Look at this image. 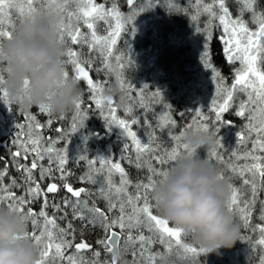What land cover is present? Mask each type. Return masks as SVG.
I'll return each mask as SVG.
<instances>
[{"label":"snow or ice","instance_id":"snow-or-ice-1","mask_svg":"<svg viewBox=\"0 0 264 264\" xmlns=\"http://www.w3.org/2000/svg\"><path fill=\"white\" fill-rule=\"evenodd\" d=\"M108 3L109 0H0V46L13 37L16 27L12 20L14 13L22 20L37 13L55 12L60 18L59 42L65 48L64 79L72 80L78 87L85 85L84 88L79 87V95L73 103L69 129L55 128L58 136L46 138L42 130L51 128L54 123L47 105H38L39 113L48 117L42 123L23 107V97L13 100L8 96L2 87L3 75L0 74V103L9 111H14V103L20 104L25 119V123L15 124L18 131L11 140L15 149L8 152L11 159L0 155V211L14 212L24 221L25 233L19 239L29 240L36 247L38 258L35 264H115L112 258L101 262V250L110 257L116 252L124 256L130 254L132 259L128 264H200L197 257L206 254L207 250L187 243L188 236L183 230L170 226L157 214L152 202V192L167 176L169 166L183 153H193L194 150L184 142V133L195 125V130L206 133L215 144V148L209 149L207 160L214 159L224 165L219 179L225 180L224 172L230 173L224 210L234 222L238 220L244 230L251 229L258 234L259 238L255 241L243 234L240 240L258 247L260 264H264V200L260 199L264 193V68L261 66L264 64V14L255 12L256 0H242L244 7L241 9V13L244 10L253 12V23L258 25L255 31L250 30L243 19L232 18L226 0H195L197 11L192 20H198L201 14L208 17L203 29L197 26L195 30L203 32L205 50L202 62L205 68L211 69L212 80L216 82L215 96L209 109L214 119L196 109L192 122L182 126L184 130L177 135L173 131L177 120L172 118L171 105L162 104L167 111L157 117L155 127L162 132L167 131L170 139L166 142L156 135L153 125L146 118L153 104L162 103L161 92L156 90L146 95L148 85L137 88L128 82L123 70L129 66L130 57L118 55L116 47L136 16L161 3V0H146L147 6L139 9L135 7L136 0H126L130 8L127 16L115 0H112L111 7L106 6ZM176 8L180 10L178 4ZM215 20L219 21L216 27L222 26L223 29L221 39L228 62L233 64L238 61L240 64L230 85L213 67L207 51V41L213 38L210 29ZM101 22L107 25L104 34L100 33ZM82 27L86 31H81ZM132 31L134 33L135 29ZM85 46L87 53L84 52ZM97 62L99 66L93 68ZM93 70L97 76L103 73L108 79L93 78L90 75ZM113 76L122 93L119 104L114 96L105 95V86ZM240 94L246 98L239 99ZM237 99L239 103L234 114L246 123L236 132L237 147L229 150L226 160L224 154L217 151L224 148L217 132L221 126L231 124L223 116L233 108ZM86 104H92L95 110H99L106 127L113 125L122 129L124 137L130 141V144H123L119 160L111 156L89 158L83 151L70 161L67 151L70 134L83 128L84 121L93 110L85 107ZM137 107L143 110L145 119L141 120L135 114ZM121 108L126 118L118 115ZM179 115L184 120L186 113ZM58 119H66L65 113ZM141 124L145 127L146 140L133 130V126ZM61 141L65 142L64 146L58 147ZM241 148L243 151H240ZM45 160L46 165L41 163ZM81 161L85 162L87 170L78 180L98 185L95 193L86 187L75 188L68 180L74 173L67 165L71 162L79 167ZM124 161L137 170L146 169L147 175L134 182L122 166ZM9 165L19 173L18 177L10 176ZM117 176L118 183L115 180ZM235 179L241 181L240 187L232 183ZM45 180H55L59 184L49 182L45 185L42 183ZM17 189L20 191L17 192ZM61 190H66V195L60 202H56L53 195L50 204V194ZM101 199L105 202L104 209L97 206ZM37 203L40 205L38 210L33 207ZM257 204L260 206L261 223L253 225ZM49 207L53 209L51 215ZM58 221L67 223L61 226ZM74 221L80 222L79 230ZM97 228L102 235L94 241V245L89 244L83 239L84 232ZM78 231L82 237L79 242L76 240ZM155 244L162 245L164 250H153Z\"/></svg>","mask_w":264,"mask_h":264},{"label":"trees","instance_id":"trees-1","mask_svg":"<svg viewBox=\"0 0 264 264\" xmlns=\"http://www.w3.org/2000/svg\"><path fill=\"white\" fill-rule=\"evenodd\" d=\"M100 2H104V0H100ZM115 2L123 14L127 16L130 12V8L126 3V0H115ZM205 2H211V0H205ZM169 4L172 5L171 9H169ZM177 4L179 5V11H177L176 8ZM106 6L111 7L112 0H109V3ZM146 6V0H136V9ZM226 6L229 8L234 19L237 17L243 19L250 29L254 28L255 30L258 27L257 24L253 23L252 11L244 10L243 13H241V9L244 7L242 0H226ZM254 10L257 14H264V0H256ZM196 11L195 0H161V3H157L156 6L154 5L152 8L146 9L136 16L132 25L127 26L129 27L128 31L122 34L121 39L116 46L118 55L124 54L125 58H127V55L130 57L129 66L123 70L124 77L128 82L132 83L133 86L137 88L142 87L145 84L148 85L149 88L146 90V95L156 91L158 86L160 87L162 103L153 104L146 118L148 122L153 125L156 135L165 142L170 139L167 131L165 130L162 132L159 128L155 127L157 117H159L162 112L167 111V109L163 108L162 104L171 105L172 118L177 120V126L173 131L177 135L184 130L182 126L186 127L187 123L192 122L196 109H200L205 115L209 116L210 119H214V114L211 113L209 109L211 108L212 98L215 96V89L206 90V85L209 83V78L212 76V73L211 69L205 68L202 62V55L205 50V37L203 32L197 33L195 30L197 26L203 29L208 17L206 14H201L198 20L194 21L192 20V16L196 15ZM12 17L19 19L15 13ZM218 24L219 21L215 20L210 29L213 38L210 41H207V51L213 67L220 72L225 83L230 85L234 79L237 66L235 63L230 64L224 54V44L221 39L223 33L221 26L219 28L216 27ZM106 27L107 25L103 24V22L100 23L101 34H104V28ZM133 28L135 29L134 33L132 31ZM81 31H83V27L81 28ZM87 51V47L85 46L84 52L87 53ZM96 66H99L98 62L93 65V68ZM261 66L264 68V64ZM90 75L95 79H108L103 73L97 76L94 70L90 71ZM114 83H116V80L113 76L111 82L105 86L106 89L111 87ZM80 86L81 85H79V87ZM121 95L122 93L119 91V94L114 96L117 104L120 103ZM244 98L246 97H244L243 94H240L239 99ZM239 99L233 102V108L223 116V119L230 121L231 124L221 126L217 132L221 144L224 147L217 149V151L224 154L226 160L228 158L229 150H235L237 147L235 143L236 132L240 131L241 125L246 123V121L234 114ZM84 106L93 109L89 112L87 119L84 121L82 130H79L84 131V133L82 134L78 131L70 134L68 143L75 148H78L76 151H86L89 158L95 156H111L114 160H119L123 144H130V141L124 137L122 129L113 125L106 127L105 120L101 116L99 110H95L94 105L86 104ZM12 107L14 111H9L8 107L0 103V113L6 112L7 117L11 114L10 118L14 120L11 121L10 119L9 123L7 117L5 122L0 120V155H5L8 160L11 159L8 155L9 150H15L11 144V140L18 131V129L15 128V124L17 122L25 123L21 111V105L14 103ZM25 108H27L32 114L36 115L37 119L42 123L46 122L48 117L46 115H38V106ZM134 112L139 119H145L142 109L137 107L134 109ZM180 113H186L184 120L180 119ZM72 114V109L66 112V119L64 120L58 119L60 115L58 117L52 116L54 121L53 126L42 130L45 137L56 138L58 134L56 133L55 128L68 130L71 124ZM118 115H120L121 118H126L122 108L118 110ZM193 129H195V125H193L192 129L187 130ZM133 130L136 131L138 136L142 139H147L143 124L133 126ZM85 137H87V140H85ZM76 138L83 140H76ZM64 143V141H61L58 147L64 146ZM250 146L251 145L249 144V147ZM211 148H215L214 143H212L210 148L199 149V155L202 158H207L208 151ZM240 151H243V149L241 148ZM80 154L82 153L74 152L69 155L70 161ZM126 155H131V153H126ZM210 162L216 166L219 172L224 171L223 164L214 159ZM41 163L46 165L47 162L45 160ZM240 163H243V161H240ZM122 166L125 167L130 178L134 182L137 178H142L147 175L146 169L137 170L127 161H124ZM67 167L74 173V175L70 176L68 180L75 188L86 187L93 193L97 191L98 185L81 183L78 180V177L87 170L85 162L81 161L79 167L70 162ZM73 168L76 170H73ZM9 172L11 177L19 176V173H17L10 165ZM224 174L227 184V178L230 173L224 172ZM115 180L118 183L119 177H115ZM7 182L8 178L5 179V183ZM49 182H57L59 184V182L55 180H45L42 183L46 185ZM232 183L236 187L241 186V181L239 179L233 180ZM16 191L19 192L20 190L17 189ZM53 195L55 196L56 202H60L66 195V192L61 190L57 194H50V204ZM61 195L63 196L61 197ZM260 199L264 200V193L261 194ZM97 206L104 209L105 202L101 199L98 201ZM33 207L38 210L40 205L37 203L33 205ZM48 212L51 215L53 209L49 207ZM259 216L260 206L257 204L252 219L253 225L261 223ZM69 218H71V215H69ZM58 222L61 226H64L67 223V221ZM73 223L79 230L81 227L80 222L74 221ZM235 223L239 226V240H237L230 249H221L219 254H201L197 257L200 264H260V252L258 247H253L247 241L240 240V236L243 234L252 237L255 241L259 238L258 234L253 233L251 229L244 230L238 220ZM169 224L170 226H173L171 223ZM30 229L31 225H29V231ZM146 232L147 230H145V233ZM101 235L102 232L99 228L95 230L87 229L84 232L83 239L89 244L94 245V241ZM81 238L82 237L78 231L76 234L77 242H79ZM186 242L190 243V237L186 239ZM153 250L162 252L164 247L155 244L153 245ZM71 251L72 250H69V252ZM88 256L90 257L91 253H89ZM125 257L128 261L132 259L130 254ZM110 259V255L101 250L100 261H110Z\"/></svg>","mask_w":264,"mask_h":264},{"label":"clouds","instance_id":"clouds-1","mask_svg":"<svg viewBox=\"0 0 264 264\" xmlns=\"http://www.w3.org/2000/svg\"><path fill=\"white\" fill-rule=\"evenodd\" d=\"M60 18L55 12L37 13L19 21L13 37L0 46L2 87L13 100L24 98V107L47 105L52 116L73 108L79 87L65 80L63 58L65 48L59 42ZM27 81V87L25 86ZM119 94L114 83L106 96ZM184 142L193 153L179 156L168 168L167 176L152 192L157 214L190 237V243L219 254L239 240V226L224 208L228 199L225 180L199 149L210 148L212 140L204 132L186 130ZM25 223L20 216L0 211V264H35L36 247L26 239ZM115 264H128L120 252L111 257Z\"/></svg>","mask_w":264,"mask_h":264},{"label":"rangeland","instance_id":"rangeland-1","mask_svg":"<svg viewBox=\"0 0 264 264\" xmlns=\"http://www.w3.org/2000/svg\"><path fill=\"white\" fill-rule=\"evenodd\" d=\"M233 18V17H232ZM234 19V18H233ZM221 29H222V26H221ZM250 30H252V31H255L254 30V28H251ZM83 31H86V29H84L83 28ZM222 33H223V29H222ZM235 64H236V66H237V68H239L240 67V64H239V62L238 61H235L234 62ZM215 81H213L212 80V76L209 78V83L206 85V90H208V89H215ZM80 87H82V88H84L85 87V85H83V84H81V86ZM157 90H159L160 91V87L158 86L157 87ZM163 91V90H162ZM191 93H193V92H191ZM58 117V116H57ZM82 130V129H81ZM80 133H84V131H79ZM52 138H54V137H52ZM76 140H83V139H78V138H76ZM78 143H80V142H78ZM61 147H63V146H61ZM78 148H75L73 145H70L69 143L67 144V151H68V155H71L72 153H74V152H80V153H82L83 151H76ZM77 188H80V187H77Z\"/></svg>","mask_w":264,"mask_h":264},{"label":"bare ground","instance_id":"bare-ground-1","mask_svg":"<svg viewBox=\"0 0 264 264\" xmlns=\"http://www.w3.org/2000/svg\"><path fill=\"white\" fill-rule=\"evenodd\" d=\"M12 20H13V22L15 23V25H17L18 23H19V21H20V19H15L14 17H12ZM38 115L39 116H42L39 112H38ZM7 113L6 112H3V113H0V120H2L3 122H5L6 120H7V118H8V123H9V121H10V117H11V114H10V116L9 117H7ZM11 121H14L13 119H11ZM16 123V122H15ZM30 231H31V229H30Z\"/></svg>","mask_w":264,"mask_h":264},{"label":"flooded vegetation","instance_id":"flooded-vegetation-1","mask_svg":"<svg viewBox=\"0 0 264 264\" xmlns=\"http://www.w3.org/2000/svg\"><path fill=\"white\" fill-rule=\"evenodd\" d=\"M73 170H76L75 168H73ZM77 188V187H76ZM65 192H66V190H64ZM63 195H61V197H62Z\"/></svg>","mask_w":264,"mask_h":264}]
</instances>
